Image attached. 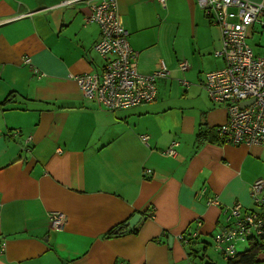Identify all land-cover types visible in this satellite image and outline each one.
I'll return each mask as SVG.
<instances>
[{"label": "crops", "instance_id": "obj_1", "mask_svg": "<svg viewBox=\"0 0 264 264\" xmlns=\"http://www.w3.org/2000/svg\"><path fill=\"white\" fill-rule=\"evenodd\" d=\"M101 1L0 0V264H225L214 240L233 207L255 208L264 146L194 139L201 113L206 126L226 117L201 88L224 65L220 32L197 0H114L138 72L170 74L154 101L109 110L69 77L99 71L87 17ZM52 211L65 215L61 230ZM190 238L208 248L203 261L188 260Z\"/></svg>", "mask_w": 264, "mask_h": 264}, {"label": "built area", "instance_id": "obj_2", "mask_svg": "<svg viewBox=\"0 0 264 264\" xmlns=\"http://www.w3.org/2000/svg\"><path fill=\"white\" fill-rule=\"evenodd\" d=\"M162 5L166 0H158ZM201 11L220 32V47L216 56L225 61V68L207 74L205 85L209 95L226 107V121L218 127L217 135L224 142L237 146L264 145V49L256 54L248 47L249 29L255 24L264 26L263 3L247 0H197ZM88 22L99 28V39L93 49L102 60V71L70 75L77 82L82 96L96 100L109 110L130 109L152 102L157 95L156 81L165 78L169 71L162 66L149 75L137 70V52L129 45L128 31L118 14L114 0H103L94 5L88 14ZM183 71L187 64H179ZM182 85L186 81H180ZM246 103V104H243ZM243 104V105H242ZM142 140H147L143 136ZM28 141V138H26ZM175 143H173L174 145ZM168 155H174L172 146ZM264 181L255 180L251 188L254 209L242 214L237 204L229 214L238 220L231 233L222 232L214 240L216 249L225 257L236 254L234 241H247L255 237L262 246L259 257L264 260ZM51 226L61 230L66 222L65 215L52 211L48 215ZM183 240V237L179 236Z\"/></svg>", "mask_w": 264, "mask_h": 264}, {"label": "trees", "instance_id": "obj_3", "mask_svg": "<svg viewBox=\"0 0 264 264\" xmlns=\"http://www.w3.org/2000/svg\"><path fill=\"white\" fill-rule=\"evenodd\" d=\"M261 19L263 20L264 19V16L261 17ZM255 25H257V27L255 29L252 28V30L249 33L250 34V37L246 40V43H247L248 47H250L253 50H255V48H254L255 46L260 45V44H255V46L252 47V44L249 42V40H252L253 39L254 32L261 35V33L263 32L262 29L264 28V26H261L259 24H255ZM258 30H260V32ZM219 47H220V45H219ZM219 47H217L216 49H218ZM260 48H261V50H263L264 49V45L263 46H260ZM216 49L213 51L214 56L216 57V59L219 58L221 61H223L224 59L222 57L216 56V54H215ZM182 62H185L187 64V69H185L183 71L180 69V66H179V64L182 63ZM223 63H224V65H223L222 68L216 69V70H212V71H209V72H206V73L203 74L204 75V79L201 82V88L203 89V92H204V94H205V96L207 98L206 100H208V102L211 105H213L215 107H218V108H222V109L225 110L224 112H226V107L223 104H221V102H216L215 100H213V98L209 95L208 88L205 85V81L207 79V74L212 73V72H218V71L223 70L225 68V61H223ZM101 64H102V61H101ZM177 68H178V71H180L182 73L186 72L188 70V68H189V64H188L187 60H181V61H179L178 64H177ZM101 71H102V67L100 66L99 73ZM169 74H170V72L168 73V75ZM168 75H166L165 78H167ZM158 79H161V78H158ZM186 85H187V82L183 86H186ZM156 87H157V84H156ZM119 110H124V109H119ZM226 116H227V112H226ZM225 121H226V117H225L224 122ZM224 122H222L221 124H223ZM221 124H219L217 126H206L207 123H206V119H205V114L204 113H201L200 120H199V125H198V130H197V132L195 134V138H194L195 141H196V143L199 144V145H201V144L207 143V142L213 143V142L219 141V144H226V142H224V140L222 138H219L218 135H217L218 127L221 126ZM8 134H10L12 136L14 134L16 135V134H18V130L10 131ZM250 211H251L250 208H246L244 206L241 208L242 214H246V213L249 214ZM237 222H238V220H233V218H231L229 216L227 218V222H225V225H223V227H221V229L219 230V234H220L221 231H224L226 233L233 232L236 229V227L238 226ZM126 227L127 226L125 225V228ZM255 239H256L255 237H250L249 239H247L248 240V244H249L248 249L247 250H244L242 252H238L237 251L236 254L234 255V257H232V258L225 257V255L223 254V252L220 249L218 250L215 247L214 248L218 252L217 254L219 255V258L221 260H223V259L225 260V262H226L225 264H264V260H262L259 257V253H260L259 251L261 250V247L262 246ZM193 240H194L193 238H190L187 241V245L188 246L186 247V249L188 251H187V254L186 255L188 256V260L190 262H193V259H199V261H203L206 258V251H207L208 248L204 247L203 252L199 253V250L195 249L192 246L193 244H197V242H195ZM258 257L261 260L258 259ZM189 264H191V263H189Z\"/></svg>", "mask_w": 264, "mask_h": 264}, {"label": "rangeland", "instance_id": "obj_4", "mask_svg": "<svg viewBox=\"0 0 264 264\" xmlns=\"http://www.w3.org/2000/svg\"><path fill=\"white\" fill-rule=\"evenodd\" d=\"M128 29V31L130 32V30H129V28H127ZM259 32H260V30H258ZM249 42H250V40H249ZM93 46H94V44H93ZM94 50V49H93ZM97 54V53H96ZM184 60V59H183ZM181 61V60H180ZM179 62V61H178ZM177 62V63H178ZM161 68V67H160ZM159 68V69H160ZM172 77H173V75H172ZM166 155H168V154H166ZM150 216H152V215H150ZM233 244H234V246H235V250L236 251H239V252H242V251H244V250H247L248 249V247H249V244L247 243V241H244V242H241L240 240H236V241H234L233 242ZM246 248V249H245ZM221 264H223L222 262H221Z\"/></svg>", "mask_w": 264, "mask_h": 264}, {"label": "water", "instance_id": "obj_5", "mask_svg": "<svg viewBox=\"0 0 264 264\" xmlns=\"http://www.w3.org/2000/svg\"><path fill=\"white\" fill-rule=\"evenodd\" d=\"M243 104H246V103H243ZM138 218H140V215L138 213L135 214L132 218H130V220L126 223L127 228L131 229L132 227H134V225L138 221Z\"/></svg>", "mask_w": 264, "mask_h": 264}]
</instances>
